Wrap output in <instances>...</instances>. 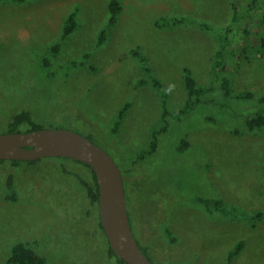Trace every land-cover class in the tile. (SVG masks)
Wrapping results in <instances>:
<instances>
[{
  "label": "rangeland",
  "instance_id": "374dc122",
  "mask_svg": "<svg viewBox=\"0 0 264 264\" xmlns=\"http://www.w3.org/2000/svg\"><path fill=\"white\" fill-rule=\"evenodd\" d=\"M110 1L0 0V132L18 113L29 111L46 127L91 136L121 167L134 233L154 260L227 264L229 251L243 240L235 264H264V128L251 130L246 123L249 114L264 110V0L257 5L252 0H119L118 21L98 45ZM234 1L242 17L232 24ZM73 11L78 25L62 39ZM169 16L194 22L156 25ZM201 21L233 26L226 55L232 97L224 96L213 78L218 36ZM59 40L52 66H43ZM134 49L163 81L170 111L186 101L185 67L213 90L189 113H171L162 130L163 100L152 83L139 82L147 75ZM241 91L255 96L241 98ZM126 103L127 115L114 132ZM156 130V151L142 154ZM182 139L189 146L181 152ZM11 179L17 200L7 197ZM95 183L93 169L69 157L0 162V264H7L19 241L31 244L49 264H120L110 254L99 202L89 194L87 184ZM198 194L261 215L251 221L212 213L194 201Z\"/></svg>",
  "mask_w": 264,
  "mask_h": 264
},
{
  "label": "trees",
  "instance_id": "16d2710c",
  "mask_svg": "<svg viewBox=\"0 0 264 264\" xmlns=\"http://www.w3.org/2000/svg\"><path fill=\"white\" fill-rule=\"evenodd\" d=\"M11 1L26 2L27 0H11ZM256 1L257 0H252L254 5H257ZM240 8H241L240 3H238L237 1H234L233 3L234 12H233V17H232V24H235L241 20L242 16L240 13ZM251 8H252V5L250 4L248 9H251ZM121 10H122V5L119 0L110 1L109 19H108L106 27H104L99 34L98 45L103 44L107 40L108 29L114 24H116ZM188 21L194 22L192 19H188L186 16H169V17L159 18L156 22V25L158 27H172V26H176L180 23H185ZM232 24L224 28H215L206 21H201L200 23V25H202L206 29L213 30L218 36L219 46L216 51V59H215L212 74H213V78L216 81H219V89L221 93L227 97H232L234 95L233 82L230 76L226 72L228 70V62L226 60V55H227L228 47L231 45L230 32L233 31ZM77 25H78L77 14H76V11H73L68 15L63 25L62 39L67 38L76 29ZM247 29L248 28H246V31ZM262 43L264 44V37H263ZM61 46H62L61 40L56 41L51 46L50 54L48 56H45L44 60L42 61L43 66L48 67V68L52 66L51 57L55 56L60 51ZM133 53L139 58L141 65L147 75V78H143L139 82L140 83H148V82L152 83L153 86L156 88V90L159 92L163 100L162 119L165 122V126H163L162 130L167 128L168 116L171 113H173L175 116L189 113L199 104V102L203 100V97L209 91L213 90V87L211 85L210 86L200 85L197 78L193 74V70L190 67H185L184 72H183V84L187 91V98H186L184 105L180 109L175 110V112H172L170 111L169 105H168L169 104L168 103L169 94L164 88L163 81L154 73L153 67L150 65L148 59L146 58L144 54H142L137 49H134ZM238 96L241 98L251 99V98H254L255 94L251 91H241L238 93ZM261 99L264 101V95L261 97ZM128 108H129L128 103L124 104L121 107L118 118L116 119L114 127H113L114 132H117L119 127L121 126L123 119L127 115ZM25 122H27L31 126L27 130L40 129V128L46 127L43 124L36 122L33 119L29 111H23V112L18 113L15 116L14 120L9 124L6 132H14V131L23 130L21 126ZM246 123L249 129L251 130L264 128V110H259L255 112L254 114H249L246 117ZM159 132H160L159 130H156L153 133V138H152V141L148 149L144 150L142 154L152 153L156 151ZM88 137L91 138V136L89 135ZM188 146H189V142L186 139H182V141L177 146V149L182 152L186 150ZM5 160L7 159H0V162L5 161ZM39 160L40 159L30 160L27 162H36ZM12 161L18 163V162H21L22 160L13 159ZM95 178H96V183L94 186H91L89 184L87 185H88L89 194L92 200L94 202H99V184L97 182L96 174H95ZM7 197L12 200H17L18 198L14 185L12 184V179L10 183V190L7 194ZM193 199L196 203L202 205L206 210L212 213L218 212L225 216H234V217L242 216L243 218L251 220V221L255 220V218L261 215L260 211L244 212L241 209H239L237 206H229L226 203V201L222 198L208 197L202 194H198V195H195ZM164 232L169 236V238L173 242L177 241V237L173 233V231L170 229V227L165 226ZM140 245L142 249L153 259V257L148 252V249L144 245H142L141 242H140ZM244 246H245V241L243 240L236 243V245L228 253L227 264H235L234 260L238 256V254L242 252ZM110 254L112 256H116L117 261L120 264H130L125 259L119 257L114 251L112 246H110ZM7 264H49V262H48L47 257L40 254L31 244L25 241H19L15 243L14 246L12 247L11 254L7 258Z\"/></svg>",
  "mask_w": 264,
  "mask_h": 264
},
{
  "label": "water",
  "instance_id": "95a60500",
  "mask_svg": "<svg viewBox=\"0 0 264 264\" xmlns=\"http://www.w3.org/2000/svg\"><path fill=\"white\" fill-rule=\"evenodd\" d=\"M48 156L69 157L92 167L99 184L101 223L119 257L130 264H169L152 259L142 249L131 224L125 177L104 147L65 127L0 132V159L30 161Z\"/></svg>",
  "mask_w": 264,
  "mask_h": 264
},
{
  "label": "bare ground",
  "instance_id": "6f19581e",
  "mask_svg": "<svg viewBox=\"0 0 264 264\" xmlns=\"http://www.w3.org/2000/svg\"><path fill=\"white\" fill-rule=\"evenodd\" d=\"M30 130V129H29Z\"/></svg>",
  "mask_w": 264,
  "mask_h": 264
}]
</instances>
